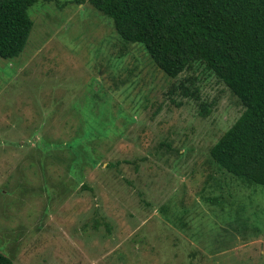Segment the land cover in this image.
<instances>
[{
  "label": "rangeland",
  "instance_id": "374dc122",
  "mask_svg": "<svg viewBox=\"0 0 264 264\" xmlns=\"http://www.w3.org/2000/svg\"><path fill=\"white\" fill-rule=\"evenodd\" d=\"M28 12L22 52L0 56V252L13 264H264V186L208 153L243 111L237 97L201 67L166 75L88 0Z\"/></svg>",
  "mask_w": 264,
  "mask_h": 264
},
{
  "label": "trees",
  "instance_id": "16d2710c",
  "mask_svg": "<svg viewBox=\"0 0 264 264\" xmlns=\"http://www.w3.org/2000/svg\"><path fill=\"white\" fill-rule=\"evenodd\" d=\"M39 0H0V56L17 57L33 20L28 9ZM112 19L121 40L141 44L170 77L202 68L237 97L243 111L209 148L224 171L264 186V0H88ZM194 84L195 77L186 78ZM209 103L198 87L177 85ZM0 264L13 260L0 252Z\"/></svg>",
  "mask_w": 264,
  "mask_h": 264
}]
</instances>
